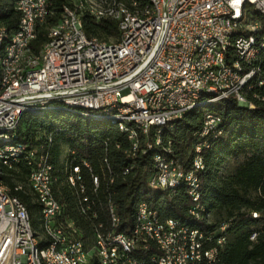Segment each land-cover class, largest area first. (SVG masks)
Wrapping results in <instances>:
<instances>
[{
  "label": "trees",
  "instance_id": "1",
  "mask_svg": "<svg viewBox=\"0 0 264 264\" xmlns=\"http://www.w3.org/2000/svg\"><path fill=\"white\" fill-rule=\"evenodd\" d=\"M13 1L0 0V26L5 29L7 40L20 22V14L12 7ZM68 1L49 0L51 15L36 28V37L29 44L32 54L38 55L47 39L48 30L60 19L61 10ZM132 1L137 4L147 2ZM258 17L256 12L251 13L250 18ZM80 21L87 37L104 42H108V37L117 40L118 31L114 22H95L85 16ZM259 33L264 36V23H261ZM258 65L260 73L251 83L252 88L244 92L245 100L252 103L253 109L240 108L233 99L221 101L217 108L204 113L199 112L198 108L166 128L161 138L162 146L166 147L169 143L173 160L182 164L180 169L187 171L197 139L194 136L201 130L205 114H215L220 118V134L215 139H207L209 147L201 153L204 170L198 176L201 183L200 205L204 209L203 216H206L207 223L204 221L197 224L202 231L214 234V238L219 233L212 232L219 225L228 224L223 233L225 243L219 255V264H264V83L258 86L256 82L264 80V48L261 49ZM14 134L15 142L25 149L9 167L0 165V183L8 195L17 198L25 207L30 226L35 231L39 222L42 223V206L22 186L17 187V183L26 182L34 163H39L46 154L52 167V192L63 208L61 217L53 222L55 226L67 231L71 241L83 240L85 244H90V235L98 220H88L85 215H80L78 196L63 183L64 170L70 162L86 160L91 170H94L93 173L100 174L103 162L106 161L114 173L112 185L101 187L94 194L89 190L88 181L84 182L88 187L86 196L90 210L98 213L103 225L107 221L108 197L121 221L118 232L128 231L134 209L140 202L150 204V208L157 212L161 220H187L185 211L189 199L183 186L174 192H159L149 190L145 183L152 156L162 149L152 145L154 129L149 130L145 143L141 141L139 144V148L145 146L148 149L147 155L141 156L137 152L134 157L127 155L130 141L114 126L105 121L83 119L66 112L46 110L36 114L25 113ZM27 155L34 158L32 166L27 162ZM127 167L131 168L129 173L122 175L121 172ZM90 212L87 211L86 215ZM252 214L257 217H252ZM251 235H255L253 240H250ZM44 245L46 242H41L39 247ZM146 256L139 258L144 264H149ZM92 264H97L96 260L93 259Z\"/></svg>",
  "mask_w": 264,
  "mask_h": 264
},
{
  "label": "bare ground",
  "instance_id": "2",
  "mask_svg": "<svg viewBox=\"0 0 264 264\" xmlns=\"http://www.w3.org/2000/svg\"><path fill=\"white\" fill-rule=\"evenodd\" d=\"M68 2L69 3L64 5L61 10L60 19L48 30L47 39L42 45L38 55L32 54L29 44L36 37V28L42 25L46 18L51 15L49 0H44L43 11L40 12V22L38 11H33L32 8H14V5L20 4L21 0L12 2L13 9L20 14V22L18 25L23 31L32 32V35L26 36L24 48L21 53L17 55V47L12 46H19L22 44L20 29L17 28L7 40L5 29L0 26V80H4L1 82V90H9L14 84L20 82V77L28 73L32 65V60H35L37 68H45L48 58V42L55 38H58V40H66L68 34L73 31V21L75 22L76 33L79 36V40L85 42L86 45L92 48L102 49H112L123 46L124 31L122 30H117L118 37L117 40L113 42H104L93 37L89 38L83 33L80 19L83 16L90 18V10L102 11V18L114 19V17H116V20H112V22L116 24L117 28L128 26V23L151 22L157 17L156 0H147L144 4H137L132 0H69ZM122 7L124 11H122ZM246 7H250V11H246ZM68 11L70 12L71 20L68 18ZM252 12H256V15L258 14L260 17H258L260 20H258V18H252V21L257 22L261 27V23H264V6L256 4V0H238L236 13L231 16H228V14H219V16H217V23L225 24L226 26H241L249 22ZM259 32L260 29L255 31L233 30L225 33L223 42H215L214 35L203 36V46L212 47V45H214V49H217V56L219 57H228L231 52H236L238 50L241 43H246L251 40L248 47L241 48V66L234 69V76H242L243 74L251 73H249L246 78H242L238 81L236 93H230V87L226 82H216L214 84V90H211V88L199 87L197 84H187L184 86L182 85V80L176 79H168L162 83H157L153 89L149 90V97H154L155 100H161V102H168L173 96L195 101L185 105L182 114L175 119H169L164 123H154L150 125V129H154L152 145L157 148H162L161 152L155 153L151 159V167L148 176H150V182L152 184H159L162 177V170H165L166 167L175 163L171 156L172 152L170 151L171 148H169V143H167L166 147L162 146L161 138L166 128H170L172 124L180 121L186 113L205 107L212 102H225L233 99L237 105L247 103L244 98V92L252 88L251 83L260 73L258 61L261 49L264 48V36ZM197 55L198 48H191L190 58H197ZM9 64L10 69L7 71L6 67ZM256 82L258 86H261L264 80H258ZM237 94L241 101L237 100ZM144 107L145 110H153V99L144 98ZM250 108H252V106ZM123 109H125V111H134V104L128 100H117L116 102L92 105V103H83L82 101H70L62 97V95L52 96V99H47L43 101V103H37L36 100H28L26 101V109H20L16 112V115H13L10 121L11 134H9V126H0V165L9 167L12 162L18 160L19 156L24 151V148L18 145L14 140V131L22 115L25 113H40L46 110L66 112L77 115L83 119L105 121L114 126L119 132L126 135V138L131 143L127 155L129 157H134L132 153L136 150V143L138 147L141 141L145 143L144 140L147 137V129L144 127V119H142V116L133 114H126V118L108 116V114H122ZM212 121L217 123H214L213 126L209 128V133L207 135L198 136L193 145V156L189 170L183 171L180 169L178 178L166 180L156 187L146 184L149 190L159 192H174L178 187L183 186L186 190L187 197L190 196L191 205L195 209V218H191V205H188L185 211L187 217L185 222L174 219L161 220L155 210L150 208L149 212V221L153 222L155 231H167V223L171 224L173 227H180L182 239L180 240V235H173V242H175V247L181 249L184 264H206V258L200 257L201 239L199 235L208 236L209 234L202 231L197 226V224H201V222L204 221L207 223L206 216H203L204 209L200 205L201 183L198 176L199 173L204 170L201 153L204 149L209 147L207 139H215L220 134V118L210 113L205 114L200 131H207V122ZM147 147H150V145ZM137 152H140L141 156H146L148 149L144 146L142 148H137ZM26 159L28 160V164L32 162V156L27 155ZM39 163L40 174L42 175L39 177V185H42V187L38 185L37 181L29 179V177L27 178V187L34 196L35 201L42 206L41 221L45 238L37 239L38 235L30 226L25 207L17 198L8 195L6 188L0 183V196L5 197L7 201H13L22 209V211H15V218L26 221L28 240L29 242H33L29 249V260L34 264H85L74 257L79 255V258H82V261H86V264H92L93 259L96 260L97 264H119L113 262L111 255L106 253L105 246L97 245L99 242L98 224L94 225L90 235L91 248H87L83 240L71 241L67 231L65 232V230L54 225L53 220L61 217L63 208L55 200L52 192V167L48 163L47 154L41 158ZM87 166V175L92 176L90 178L78 180V172L85 171V161L76 163L70 162L64 170L65 175L63 177V183L78 196L79 206H77L79 207L78 212L80 215H85L88 220H97L91 212L88 216L86 215L87 211H89V204L87 202L89 199L87 196L85 198L84 189H82V187H87L84 184L87 180L90 188L89 190L93 194L101 187L108 188L113 183L114 173L111 171L106 161L103 162L100 174L93 173L94 170H91L88 163ZM130 169V167L124 168L121 174H128ZM144 203L146 202H140L136 205L130 228L126 233H123L117 231L121 221L115 206L112 204L110 197H108L106 208L107 221L106 225L102 224L101 239L111 240L112 237L119 238L121 241H112L113 249L123 250V254L128 257L130 261L138 262V264H144L139 257L147 255L148 257H146L152 264V259L154 258L153 249L156 248V239L150 235L140 236V211ZM23 211H26V213ZM227 228L228 224H224L223 229H220V236H224L223 233ZM139 236L140 243L145 246L142 250L135 245V242H132V237ZM254 236L255 235H251L250 240H253ZM63 240L67 246L71 247V252H63ZM212 240H219V236L216 238L212 236ZM41 242H46V245H44V247H39Z\"/></svg>",
  "mask_w": 264,
  "mask_h": 264
},
{
  "label": "built area",
  "instance_id": "3",
  "mask_svg": "<svg viewBox=\"0 0 264 264\" xmlns=\"http://www.w3.org/2000/svg\"><path fill=\"white\" fill-rule=\"evenodd\" d=\"M157 17L147 23H128V26L118 27L124 31L123 46L102 49L92 48L79 40L76 33L75 22L73 31L68 34L66 40L52 39L48 42V58L45 68H37L35 60L28 73L20 77V82L14 84L9 90H1L0 80V126H9L13 115L20 109H26V101L36 100L43 103L52 96L62 95L70 101H82L98 105L101 103L128 100L134 104V111H125L122 114L109 115L125 117L126 114L142 116L144 127L149 136L150 125L164 123L166 120L175 119L182 114L185 105L195 102L192 99L173 96L168 102L155 100L149 97V90L157 83L168 79L182 80V85L197 84L199 87L214 90L216 82H226L230 87V93H236V85L242 76H234V69L241 66V48L248 47L249 42L241 43L236 52H231L228 57L217 56V49L203 46V36L214 35L215 42H223L225 33L233 30L261 29L257 22L249 18V22L241 26H226L217 23L219 14L231 16L236 13L238 0H156ZM44 0H21L14 8H32L43 11ZM256 4L264 6V0H256ZM122 11L124 8L122 7ZM149 12V11H146ZM251 17V14H250ZM68 18L71 20L70 12ZM90 19L116 20L102 18V11L90 10ZM22 44L17 47V55L24 48L26 36L32 32H25L18 25ZM198 48L197 58H190V49ZM10 69V64L6 70ZM144 98L153 99V110H145ZM229 98V97H228ZM237 100L239 96L237 94ZM215 121L207 122V131H199L197 136H205ZM136 141V139H135ZM138 144L132 156L137 155ZM25 149V148H24ZM85 171L78 172V180L90 178L87 175V161ZM29 165L32 166L30 163ZM28 175L39 185L40 163H34ZM181 163H175L162 170L159 184H152L150 176L145 183L156 187L166 180L178 178ZM42 187V185H39ZM86 188L84 194L86 198ZM191 192V191H190ZM191 205L190 196H188ZM98 220L99 242L97 245L105 246L106 253L111 255L113 262L119 264H138L132 262L123 254V250L112 248V241H121L112 237L111 240H102V223L98 213L90 210ZM46 203V199H45ZM15 211H22L13 201H7L0 196V264H34L29 260V249L33 242L28 240L26 221L15 218ZM26 213V211H23ZM150 204L141 206V235H150L156 239L154 258L152 264H184L181 249L175 247L173 235H180V227H173L167 223V231H155L153 222L149 221ZM252 217H257L252 214ZM191 218H195V209L191 205ZM223 223L212 233H219V240H212V234L201 236L200 257L206 258V264H219V255L224 247V236H220ZM53 231V230H52ZM57 233V232H56ZM139 237H132V242L142 250L144 244L140 243ZM64 251L71 252L63 240ZM62 252V254H63ZM79 261L82 258L74 256Z\"/></svg>",
  "mask_w": 264,
  "mask_h": 264
},
{
  "label": "rangeland",
  "instance_id": "4",
  "mask_svg": "<svg viewBox=\"0 0 264 264\" xmlns=\"http://www.w3.org/2000/svg\"><path fill=\"white\" fill-rule=\"evenodd\" d=\"M250 9H251L250 7H246V11H250ZM107 40H108V42H113L115 40V37H108ZM219 105H220V102H212V103L206 105L205 107L199 108V112L204 113V112H207L209 110H213V109L217 108ZM32 114H36V113H32ZM33 159L34 158L32 156V160ZM17 185H18L17 187H21L22 186V189L27 194L31 195V193L29 192V189L26 186L27 185V180H26V182L25 181L24 182H19V183H17ZM149 195H153V194L150 193ZM35 233L38 235L37 239L45 238V234H44V231H43L42 223L39 222L37 231H35ZM86 245H87V248H91V242H90V244H86Z\"/></svg>",
  "mask_w": 264,
  "mask_h": 264
},
{
  "label": "water",
  "instance_id": "5",
  "mask_svg": "<svg viewBox=\"0 0 264 264\" xmlns=\"http://www.w3.org/2000/svg\"><path fill=\"white\" fill-rule=\"evenodd\" d=\"M247 101V100H246ZM240 108H244V109H253L254 106L252 105V103L248 102L246 104H241V105H237ZM252 106V108H250Z\"/></svg>",
  "mask_w": 264,
  "mask_h": 264
}]
</instances>
